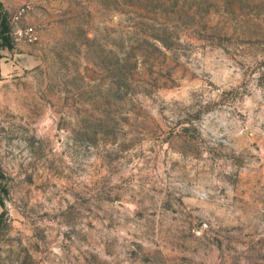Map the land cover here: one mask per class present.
I'll return each mask as SVG.
<instances>
[{
	"label": "rangeland",
	"instance_id": "obj_1",
	"mask_svg": "<svg viewBox=\"0 0 264 264\" xmlns=\"http://www.w3.org/2000/svg\"><path fill=\"white\" fill-rule=\"evenodd\" d=\"M0 4V264H264V0Z\"/></svg>",
	"mask_w": 264,
	"mask_h": 264
},
{
	"label": "trees",
	"instance_id": "obj_2",
	"mask_svg": "<svg viewBox=\"0 0 264 264\" xmlns=\"http://www.w3.org/2000/svg\"><path fill=\"white\" fill-rule=\"evenodd\" d=\"M8 18L7 12L4 11L0 4V48L12 47V27Z\"/></svg>",
	"mask_w": 264,
	"mask_h": 264
},
{
	"label": "built area",
	"instance_id": "obj_3",
	"mask_svg": "<svg viewBox=\"0 0 264 264\" xmlns=\"http://www.w3.org/2000/svg\"><path fill=\"white\" fill-rule=\"evenodd\" d=\"M26 13L25 7L19 8L12 16L11 21L13 24H17L21 17ZM12 34L16 37V39H23L29 42H33L36 40V37L29 31H23L21 29L13 30Z\"/></svg>",
	"mask_w": 264,
	"mask_h": 264
}]
</instances>
